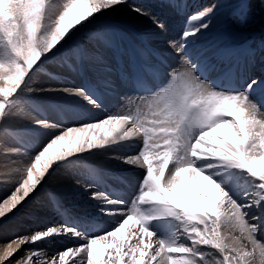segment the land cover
<instances>
[{
	"label": "snow or ice",
	"instance_id": "1",
	"mask_svg": "<svg viewBox=\"0 0 264 264\" xmlns=\"http://www.w3.org/2000/svg\"><path fill=\"white\" fill-rule=\"evenodd\" d=\"M166 2L177 13L183 12L184 6L176 0ZM124 6L151 19L161 32L166 30L150 7L129 5V0H62L55 6L46 0H3L0 4V122L21 112L24 93L62 92L102 108L103 96L92 84L78 88L30 84L40 64L66 46L74 47L77 58L89 61L101 74L98 82L104 89L114 90L111 74L115 73L137 93L126 110L103 118L75 124L32 118L29 132L39 130L45 138L31 155L23 153L27 160L14 170L16 178L9 173V179L0 181L9 185L8 194L0 199V228L22 213L56 173H66L73 181L66 196L76 195V187L87 191L92 185H83L78 173L87 170L98 175L88 163L98 150L141 138L137 154L114 158L143 170L128 200L110 192L91 193L100 215L116 217L111 228L89 232L86 221L77 223L69 216L59 225L13 237L0 254V264H264V243L258 239L264 231V74L234 80L231 67L222 70L213 62L234 55L226 46L233 34L227 21L206 47L197 46L199 35L211 27L213 5L189 15L178 38L167 41L180 58L179 65L167 70L166 82L150 86L146 78L164 71L166 61L150 47L148 34H141L140 43L127 49L116 42L122 25L112 14ZM228 7L229 17L238 23L247 24L257 14L264 21V0H232ZM84 31H88L86 41L75 44L77 34ZM107 50L114 64L107 61ZM247 54L254 62L255 51L249 49ZM152 57L159 63L153 64ZM213 72L221 75L212 79ZM22 147L7 154H19ZM185 181L189 188L199 189L204 206H188L181 196ZM48 195L59 205L56 193ZM57 236L81 243L51 255L30 248L16 258L26 244ZM242 238L250 242L251 250L239 243Z\"/></svg>",
	"mask_w": 264,
	"mask_h": 264
},
{
	"label": "bare ground",
	"instance_id": "2",
	"mask_svg": "<svg viewBox=\"0 0 264 264\" xmlns=\"http://www.w3.org/2000/svg\"><path fill=\"white\" fill-rule=\"evenodd\" d=\"M54 1L53 6L62 3V0H52ZM150 4H136L135 1H129V5L136 4L142 7H150L151 11L159 17L161 22L166 25V30L161 32L148 17L138 16L135 13L130 11L128 6H124L119 10L118 13H113V17L119 19L121 25L127 24V26L134 27L136 31H140L138 33L148 34L150 36L149 44L150 46L163 51L167 55V61L163 65L164 71H162L158 76L152 77L149 76L148 81L152 84H158L159 82H163L167 78V70L169 68H174L179 65L178 56L167 47V41L171 38H178L174 34L173 27L170 23L172 13L168 8L166 0H149ZM200 0H188L187 7L189 5H199ZM232 0H229L231 3ZM153 3V4H152ZM0 4L2 2L0 1ZM222 6V5H219ZM223 7V6H222ZM221 7V8H222ZM186 8V7H185ZM229 8V7H228ZM55 10V8H53ZM229 13V11H227ZM227 13V14H228ZM227 14L223 16L218 15L216 18L211 20V27L208 30L203 31L206 33L207 31L214 32L216 34L218 30V26L224 23L226 20H230L228 24L233 26V34L235 36L234 44L241 45L246 38L252 40L253 45L256 47L258 51V55L255 57L254 62H249V57L246 56L245 68L250 71L255 70L257 74H264V49H261V43L259 42L260 35L264 34V21L259 18V14H257V18L249 21L247 24H242V26L238 25L236 21L232 20L230 17H226ZM131 29V32L133 31ZM93 29H89L88 31H92ZM88 31L81 32V37H77L74 41L75 44H79L81 42L86 41L88 36ZM238 34H244V37L237 38ZM246 36V37H245ZM264 44V42H263ZM242 46V52L244 49L250 44H244ZM70 48V46H68ZM66 50V48H65ZM60 57L66 59V62H58L59 65L53 68H59L58 75L64 76L60 77L64 83L60 84L57 81L53 84V82H45L41 79H38L37 76L46 75L49 76V73H44L42 69H52L53 65L52 61L47 62L45 65L37 68V73L35 74L32 81L36 82L34 85L39 87H80V80L84 83L94 85L98 92L101 89L103 94L99 92L103 96L104 104L102 103V108H94L91 105L87 104V102L83 101L79 97L68 96L62 92L56 93H42L37 99H35L32 104L27 106V108L23 107L21 112L15 117L11 118L7 122L1 123L0 128V181H4L9 179V173H12L11 178H16L18 174L14 173V170L19 167L25 160H27V156L23 153L25 151L28 152V155H31L33 152V146H38L39 143L43 141L45 138L41 131L37 130L35 132H29V129L32 128V118H46L51 121H60V114L65 118L66 123L75 124L77 120L81 119H91V118H103L107 112L106 105L109 103H115L119 101L118 105L114 106L116 108H112L116 111L126 110L128 107V100L134 99L135 95H131L130 89L126 84H120L121 80L119 77L113 73L111 74V79L114 83V90H111L110 94H106L107 91L99 84V79L101 74L93 69L90 62L87 60H81L77 58V54L75 49L70 48L66 54H59ZM105 57L109 63L114 64L113 54L111 50H107L105 52ZM152 59V58H151ZM153 64H158L156 61L152 59ZM71 65L72 67H69ZM75 69V70H73ZM67 72H70L66 74ZM66 74V75H64ZM71 74L72 80H69V75ZM50 77V76H49ZM45 79V78H44ZM126 94L128 99H123L120 103L122 95ZM54 106H66L67 108L72 109V111H60L57 110V107ZM138 143L142 144L141 138H134L131 141L120 142L117 145H113L106 150H98L95 154L89 158L88 163H91L92 166L97 169L103 171V177L107 174L114 175H122L123 179L130 183L131 189L133 188V180H136L139 176V173L142 172V169L138 167L129 166L123 164L120 160L115 159L117 156H126L129 154H137V150L140 148ZM21 153L16 155L7 154L8 151L17 146H21ZM134 144V145H133ZM132 145V147H130ZM123 151V152H122ZM106 172V173H105ZM88 171H80L78 175L80 176L81 183L83 185H92V187H88L87 191L83 187H76L74 196H66L65 193L70 189V186L73 184V181L68 178L66 173H56L52 177H49L48 183L41 188L40 192L36 194L32 201H29V204L25 206V210L22 213H18L16 216L11 217L9 221L5 222V227L0 228V254L3 253L4 248L7 245V242L10 241L13 237L18 236L20 234H25L29 229L36 227L38 225H56L54 210L57 209L56 206H52V201L49 197V192L56 193L60 202H64L68 207L67 211H71L70 213H78L76 209H94L92 211L93 214L98 213V202L90 200V195L92 192L99 191L98 187L92 183H87L85 181V175L89 176ZM109 176L110 180H106L104 177L103 185L106 187L105 190L110 189H118L120 195L125 196L126 189L122 186L120 182H115ZM140 180V178H139ZM9 185L6 183L0 184V199H3L4 196L8 194ZM199 189L196 186L189 188L187 181L184 182L181 188V196L182 198L188 202L189 207H201L206 204V201L199 194ZM126 197V196H125ZM41 200V201H39ZM88 206V207H85ZM89 212V211H88ZM25 213H29L31 217L27 216ZM56 213V212H55ZM82 214H86V212H82ZM99 214V213H98ZM92 218V222L96 224V220H93L95 216H90ZM107 217V216H105ZM89 219V218H87ZM107 228H111L116 220L115 216H108L107 218ZM42 229V228H39ZM37 229V230H39ZM226 230L222 231V234H225ZM239 236V232L234 233ZM258 239H260L261 243H264V231H261L258 234ZM81 243L80 241H76L70 239L67 236H57L53 238H49L46 241L39 242L35 245L27 244L26 250L30 248L43 249L48 255L52 253L63 250L67 246L78 245ZM240 244H247L248 249L251 250L252 245L247 239H243L239 242ZM15 246V245H14ZM97 252L100 251L99 246L95 249ZM208 251H214L211 249H206ZM26 251H20L16 258L19 256L25 255ZM83 255V254H82ZM218 255V254H217ZM79 259V257H77ZM14 264V261H13Z\"/></svg>",
	"mask_w": 264,
	"mask_h": 264
},
{
	"label": "rangeland",
	"instance_id": "3",
	"mask_svg": "<svg viewBox=\"0 0 264 264\" xmlns=\"http://www.w3.org/2000/svg\"><path fill=\"white\" fill-rule=\"evenodd\" d=\"M1 2H3V0H0ZM46 2L47 3H50V4H52L54 1H52V0H46ZM212 4V2H210V5ZM53 5V4H52ZM79 34H77V36H78ZM82 35V34H81ZM260 35V38H259V42L261 43V45L263 44V42H264V34H259ZM62 59H64V56L63 57H60V61H62ZM52 61H56V62H60V61H58L57 59H53ZM63 62V61H62ZM41 65V64H40ZM55 65V64H54ZM53 65V67H52V69H50V68H48V69H42L43 70V72L44 73H49V74H51V73H53L52 75H57V77H64V76H60V75H58V73H59V68H57V69H53V68H55V66ZM39 68V67H38ZM37 73V70H36V72L34 73V75H33V78H34V76H35V74ZM68 73H70V72H67L66 74H68ZM66 74H64V75H66ZM43 76V79H42V81H45V82H53V84L56 82V80H53V79H51L49 76H46V75H42L41 74V76H37V78L38 79H41V77ZM32 78V79H33ZM45 78V79H44ZM47 80V81H46ZM69 80H72V78H71V74L69 75ZM36 82V80L35 81H30V84L33 86V87H35V88H39V86H36V85H34V83ZM42 95V93H40V92H32V93H24L23 94V98H24V105H23V107H25V108H27V106H29L31 103H32V101H34L35 99H37L39 96H41ZM1 123L2 122H0V128H1ZM39 145V144H38ZM32 146H33V151L35 150V148L37 147V146H34L33 144H32ZM131 146V145H130ZM123 152V151H122ZM87 186V185H86ZM133 191H134V189L132 188L129 192H127L128 193V195H130L129 197H131V195H132V193H133ZM39 201H41V200H39ZM55 205V204H54ZM85 207H87V206H85ZM89 208V207H88ZM83 211H85V212H88V211H90V209L89 210H83ZM92 211H94V209L92 210ZM27 216H29V217H31V215L29 214V213H25ZM95 214H97V213H95ZM55 223H56V219H55ZM47 226H49V225H45V224H42V225H38V226H36V227H33V228H31V229H29V231H27V233H25V234H20V235H18V236H22V235H29V234H31L33 231H35V230H37V229H39V228H45V227H47ZM260 241V240H259ZM30 244V243H29ZM27 245V244H26ZM24 246L23 247V249H22V251H26V247L27 246Z\"/></svg>",
	"mask_w": 264,
	"mask_h": 264
}]
</instances>
